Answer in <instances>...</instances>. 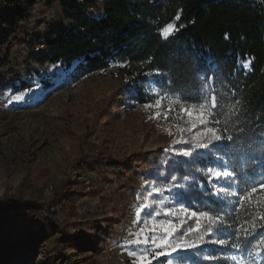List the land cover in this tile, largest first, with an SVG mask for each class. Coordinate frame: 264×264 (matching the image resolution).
<instances>
[{
	"label": "rangeland",
	"instance_id": "obj_1",
	"mask_svg": "<svg viewBox=\"0 0 264 264\" xmlns=\"http://www.w3.org/2000/svg\"><path fill=\"white\" fill-rule=\"evenodd\" d=\"M102 2L76 0L95 15L101 14ZM16 7L23 13L15 28L10 27L9 17L0 16V38L7 41L0 46V197L46 203L54 190L66 192L51 212L55 227L72 238L57 242L59 234L49 232L44 224L48 215L42 209L7 216L0 222V246L4 237L10 243L30 229L45 232V239L36 250H26L4 264L48 260L52 264H131L120 242L132 238L128 233L133 229L137 193L147 197L153 187H172L171 193L163 194L167 206L182 203L184 182L157 183L149 175L157 168L163 171L167 161L179 156L176 150L187 146L170 148L178 136L164 131L169 121L149 119L152 110L144 111L143 103L133 101L121 65L81 74L74 69L76 64L66 68L36 61L44 49L46 26L56 20L67 23L58 0H18ZM250 64V58L238 60L245 70ZM148 79L150 84L155 76ZM20 93L26 94L24 101L7 104L11 95ZM172 131L176 133L175 128ZM82 157H88V168L78 161ZM209 168L221 170L209 166L206 173ZM159 199L156 194L148 202ZM167 259L172 264L201 261L194 249ZM262 259L261 251L255 262ZM238 261L245 264L242 257Z\"/></svg>",
	"mask_w": 264,
	"mask_h": 264
},
{
	"label": "trees",
	"instance_id": "obj_2",
	"mask_svg": "<svg viewBox=\"0 0 264 264\" xmlns=\"http://www.w3.org/2000/svg\"><path fill=\"white\" fill-rule=\"evenodd\" d=\"M58 1L67 23L56 20L46 26L42 35L44 49L36 58L41 65L59 63L68 68L77 61L74 69L81 74L106 69L111 64L123 65L124 86L132 91L133 101L140 104L145 102L150 75L155 76L157 82H167L168 87L189 89L198 82L197 69L207 65L213 67L217 77L227 81L229 95L226 99L232 98L230 91L235 89L234 98L242 101L241 112L229 123V128L237 142L212 151L200 150L207 153L206 157L198 153L191 157L175 156L162 167L163 171L157 168L149 176L157 183L184 182L179 200L187 208L223 209L226 220L233 225L222 229L219 235L241 243L242 249L237 251L210 243L202 245L194 249L201 259L199 264H241L239 257L245 262L251 259L247 249L264 238V222L257 224L256 232L249 234L247 241L238 240L233 234L235 226L246 217L234 211V201L225 205L217 196L210 195L214 185L216 189L233 186L225 178L209 181L206 169L221 166V170L234 172L232 179L236 181L264 172V0H103L100 15L89 11L84 3L77 4L76 0ZM17 5L18 0L0 1V16L10 18L11 28L22 18L23 11ZM177 14L179 20H175ZM174 20L180 30L167 40L162 39L159 28ZM6 42L5 38H0V46ZM245 58L251 59L249 70L238 65V60ZM78 161L88 168V157ZM199 182L205 185L203 189ZM65 193L54 190L46 203L2 196L0 222L7 216L27 215L26 212L42 209L48 215L44 224L49 232L59 234L57 242L61 238H72L55 227L51 212L57 202L63 201ZM225 199L231 198L225 194ZM188 227H195L193 220H188L182 231ZM44 239L45 232L35 229L10 243H7L9 238L4 237L0 264L18 258L26 250H36ZM262 253V261L255 264H264V251ZM232 256L236 260L231 259ZM50 262L46 264H52Z\"/></svg>",
	"mask_w": 264,
	"mask_h": 264
},
{
	"label": "snow or ice",
	"instance_id": "obj_3",
	"mask_svg": "<svg viewBox=\"0 0 264 264\" xmlns=\"http://www.w3.org/2000/svg\"><path fill=\"white\" fill-rule=\"evenodd\" d=\"M179 18L177 14L175 20ZM175 20L159 28L162 39L167 40L180 30ZM244 67L248 68L249 65L245 64ZM156 73L159 74V70H156ZM197 81L189 89L180 86L168 87L167 82L152 81L144 93L145 102L142 109L152 110L149 119L162 118L169 121V126L165 127L164 131L170 137L178 136L172 140L170 148H174L177 144L186 145L187 147L176 150L184 157H191L200 150L212 151L219 146H231L237 142V137L231 134L229 128V123L234 117L238 118L241 112L242 101L234 98L235 89L232 88L230 91L232 98L226 99L229 95L227 81L217 77L211 65L197 69ZM25 96V93L11 95L7 104L22 102ZM172 128L176 129L175 134ZM193 129L196 131L193 132ZM225 141L227 144L224 143ZM169 150L165 149V152ZM234 175L232 171H216L209 168L207 171L209 181L213 178H225L233 186L216 189L214 185L210 195L217 196L225 205L235 202L234 211L246 218L237 221L233 234L238 240L247 241L249 234L256 232L257 224L264 222V172L248 175L240 181L232 179ZM171 179L175 180V176ZM172 191V187H153L147 197L137 193L138 203L134 207L133 229H129L128 233L132 238L120 242V247L131 259V264H152L154 260L157 264H172L167 258L178 251L199 249L209 243L237 251L242 249L241 243L231 242L219 235L222 229L233 227L226 220L223 209L213 211L203 207L199 210H191L179 201L177 207L167 206L163 194ZM156 194L161 199L155 204L149 203L148 201L153 200ZM225 194L231 199L226 200ZM161 215L164 218L157 219ZM188 220H193L195 227H188L182 231ZM214 234L215 238H212ZM261 251H264V238L255 245H249L247 255L251 259L245 264H255V257ZM160 257L166 259L160 260ZM231 259L236 260V257L232 256Z\"/></svg>",
	"mask_w": 264,
	"mask_h": 264
},
{
	"label": "water",
	"instance_id": "obj_4",
	"mask_svg": "<svg viewBox=\"0 0 264 264\" xmlns=\"http://www.w3.org/2000/svg\"><path fill=\"white\" fill-rule=\"evenodd\" d=\"M76 63H77V61H73L72 64H71V66H74ZM249 69H250V68H249ZM249 69H248V70H249Z\"/></svg>",
	"mask_w": 264,
	"mask_h": 264
}]
</instances>
